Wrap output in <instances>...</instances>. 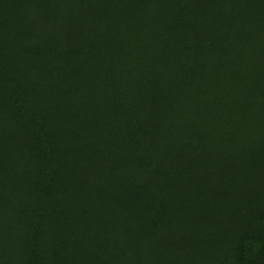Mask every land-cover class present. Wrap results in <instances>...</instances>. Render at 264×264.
Returning a JSON list of instances; mask_svg holds the SVG:
<instances>
[{
    "label": "trees",
    "instance_id": "16d2710c",
    "mask_svg": "<svg viewBox=\"0 0 264 264\" xmlns=\"http://www.w3.org/2000/svg\"><path fill=\"white\" fill-rule=\"evenodd\" d=\"M0 264H264V0H0Z\"/></svg>",
    "mask_w": 264,
    "mask_h": 264
}]
</instances>
